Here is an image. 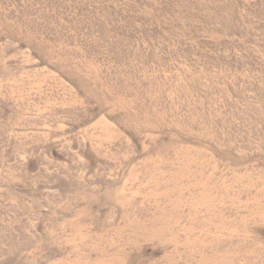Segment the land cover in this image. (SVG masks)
<instances>
[{"label":"rangeland","instance_id":"rangeland-1","mask_svg":"<svg viewBox=\"0 0 264 264\" xmlns=\"http://www.w3.org/2000/svg\"><path fill=\"white\" fill-rule=\"evenodd\" d=\"M0 264H264V0H0Z\"/></svg>","mask_w":264,"mask_h":264}]
</instances>
